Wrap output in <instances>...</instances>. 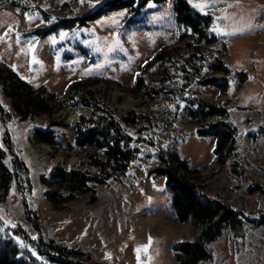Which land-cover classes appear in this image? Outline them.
<instances>
[{
    "label": "rangeland",
    "instance_id": "1",
    "mask_svg": "<svg viewBox=\"0 0 264 264\" xmlns=\"http://www.w3.org/2000/svg\"><path fill=\"white\" fill-rule=\"evenodd\" d=\"M17 1L20 7L0 0V65L35 89L46 87L57 103L48 113H36L33 121L16 115L4 125L0 121V143L8 129L31 179L23 195L14 185L8 200L0 202L5 227L26 226V202L38 212L47 240L80 249L99 264H175L174 246L200 231L178 221L165 179L154 172L162 164L160 156L171 159L173 154L189 164L185 172L175 163L177 171L208 196L252 217L264 214V192L254 191L255 183L264 188V0H190L200 13L213 16L218 39L208 44L194 37L191 47L179 41L174 0L149 2L136 21L121 10L84 25L77 18L106 0ZM63 22L73 25L45 32ZM158 53L163 60L144 69ZM193 53L198 65L204 57L227 66L226 93L204 83L223 73L212 75L203 67L200 75L192 74L188 59ZM139 76L146 81L141 90L136 89ZM79 82L85 87L72 91L76 105L57 109L69 87ZM153 88L167 99L146 95ZM0 99L10 105L1 93ZM97 100L120 116L135 111L152 123L141 133L138 158L124 178L97 186L93 203L90 194H81L55 210L42 177L57 169L97 172L88 151L76 146L74 130L82 117L92 114ZM193 100L226 108L225 120L237 129L235 153L224 166L215 160V138L198 134L214 118L197 125L189 113L198 109ZM39 128L53 132L54 145L34 139ZM209 250L212 261L201 264H264V226L246 222L239 232L226 229Z\"/></svg>",
    "mask_w": 264,
    "mask_h": 264
},
{
    "label": "trees",
    "instance_id": "2",
    "mask_svg": "<svg viewBox=\"0 0 264 264\" xmlns=\"http://www.w3.org/2000/svg\"><path fill=\"white\" fill-rule=\"evenodd\" d=\"M12 7H20L17 0H7ZM168 0H106L97 6L94 11L84 17L77 18L81 25L88 19L100 18L104 14H110L121 10L131 13L129 21H136L149 2L162 4ZM174 13L178 24L179 41L185 42L191 47V39L195 41L206 40L208 44L218 42L213 34L214 18L210 14H202L192 6L190 0H174ZM45 19H47L45 17ZM73 23L63 22L45 30L48 32L56 27H71ZM129 25V24H128ZM45 35V33H44ZM196 53L188 59L194 75H200L204 68L211 74L223 73L225 76L207 78V85L218 87L222 93H226L229 87L228 74L230 70L224 63L208 62L203 57V62H193ZM162 61V53L156 54L144 69L152 63ZM204 67V68H203ZM164 78V77H163ZM164 81V80H163ZM162 81V82H163ZM85 82L72 84L64 98L59 102L57 109L65 106H75L72 91L84 86ZM146 81L139 76L136 80V89L141 90ZM42 86L35 89L30 84L21 81L11 69L0 65V93L9 100V106L0 99V121L4 124L13 121L16 115L22 121L32 120L36 113H48L50 105L57 103L54 93L47 92ZM159 89L146 92L153 98L167 99L166 94H160ZM160 94V95H159ZM47 95V99L43 96ZM87 97L84 96L83 100ZM197 110L189 111L190 117L195 122L213 119L208 128H200V136H212L215 138L214 156L216 163L224 166L235 153V135L237 129L230 121L225 120L228 110L216 107L206 101L195 102ZM93 112L89 117H82L75 126V144L82 150L88 151L90 164L97 169L96 173L82 170L57 169L48 176L42 177L49 189L48 200L55 210L61 209L76 199L81 194H90V202L97 199L98 188L101 185H110L124 178L131 164L138 158L139 147L137 143L143 141L141 133L147 131L152 120L148 116L135 111L120 116L117 111L111 109L100 100L92 104ZM200 127V126H199ZM35 140L55 144L54 134L51 130L42 128L35 130ZM95 151H90V150ZM97 151H102V158ZM162 164L154 170L158 177L165 179V185L171 194L172 207L177 219L181 223H190L199 230V234L192 240L177 243L174 246L175 264H201L212 261L213 254L209 250L211 243L215 242L226 229L239 232L246 222L257 226H264V214L252 217L244 209L235 208L224 199L213 198L202 192L200 188L185 173H179L176 165L189 172L187 161L173 154L171 159L160 156ZM176 163V165H175ZM236 171V170H235ZM23 195L26 188H30L31 179L29 168L17 151L12 133L4 129L2 142L0 143V202H6L13 186ZM254 191L264 192V188L255 183ZM26 226L17 225L14 228L5 227L0 217V264H99L92 260L91 256L80 249L67 245H60L53 240H47L38 212L30 208L25 202Z\"/></svg>",
    "mask_w": 264,
    "mask_h": 264
},
{
    "label": "snow or ice",
    "instance_id": "3",
    "mask_svg": "<svg viewBox=\"0 0 264 264\" xmlns=\"http://www.w3.org/2000/svg\"><path fill=\"white\" fill-rule=\"evenodd\" d=\"M80 2H81V3H85V0H80ZM196 7H201V8H202L201 5H196ZM121 15H122V13H121ZM62 35H66V33H65V34H62Z\"/></svg>",
    "mask_w": 264,
    "mask_h": 264
},
{
    "label": "bare ground",
    "instance_id": "4",
    "mask_svg": "<svg viewBox=\"0 0 264 264\" xmlns=\"http://www.w3.org/2000/svg\"><path fill=\"white\" fill-rule=\"evenodd\" d=\"M75 116H76V114H75ZM75 119H77V118H75Z\"/></svg>",
    "mask_w": 264,
    "mask_h": 264
}]
</instances>
